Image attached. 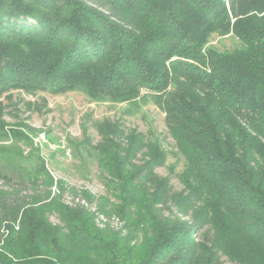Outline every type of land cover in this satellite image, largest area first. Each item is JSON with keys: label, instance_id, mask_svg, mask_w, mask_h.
<instances>
[{"label": "trees", "instance_id": "trees-1", "mask_svg": "<svg viewBox=\"0 0 264 264\" xmlns=\"http://www.w3.org/2000/svg\"><path fill=\"white\" fill-rule=\"evenodd\" d=\"M57 1L0 0V90L151 101L184 159L182 189L156 173L166 160L156 141L98 123L90 148L107 195L96 211L122 228L64 201V181L43 165L22 168L34 191H0V264H264V0H93L112 20ZM27 15L35 23L2 24ZM214 33L239 46L207 47Z\"/></svg>", "mask_w": 264, "mask_h": 264}, {"label": "rangeland", "instance_id": "rangeland-1", "mask_svg": "<svg viewBox=\"0 0 264 264\" xmlns=\"http://www.w3.org/2000/svg\"><path fill=\"white\" fill-rule=\"evenodd\" d=\"M62 1L58 0L55 5L59 6ZM79 1L112 20L109 8L93 0ZM19 18L5 17L2 24L11 26L15 21L20 25L24 22L21 18L35 23L28 15ZM237 46L239 42L232 34L214 33L207 44L218 51ZM108 120L117 122L124 132L134 129L146 139L156 141L166 153L165 163L156 173L169 178L173 191L182 189L179 174L184 168V159L169 136L164 113L151 101L97 102L79 91L52 94L41 87L28 90L9 86L0 90V191L14 198L15 195L19 198L30 196L34 190L24 179L22 168L33 171L37 165H43L54 179L64 181L67 188L61 195L64 201L80 203L94 212L100 227L121 229L123 223L117 216L107 217L96 211L98 197L107 195V191L96 152L90 147L100 141L96 125ZM39 189L44 192L43 188ZM50 189L52 195L57 194L55 186ZM82 190L97 201L92 204L82 201L78 192ZM50 220L58 223L54 215ZM202 232L196 234V241L203 238ZM220 261L221 264H236L225 256H221Z\"/></svg>", "mask_w": 264, "mask_h": 264}]
</instances>
